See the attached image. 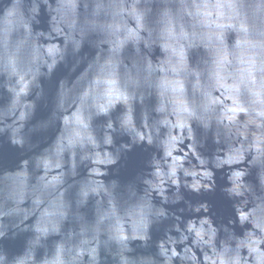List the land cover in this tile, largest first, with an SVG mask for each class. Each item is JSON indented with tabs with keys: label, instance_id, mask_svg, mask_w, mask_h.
I'll use <instances>...</instances> for the list:
<instances>
[{
	"label": "water",
	"instance_id": "95a60500",
	"mask_svg": "<svg viewBox=\"0 0 264 264\" xmlns=\"http://www.w3.org/2000/svg\"><path fill=\"white\" fill-rule=\"evenodd\" d=\"M262 17L264 0H0L8 264H264Z\"/></svg>",
	"mask_w": 264,
	"mask_h": 264
},
{
	"label": "clouds",
	"instance_id": "9594fccd",
	"mask_svg": "<svg viewBox=\"0 0 264 264\" xmlns=\"http://www.w3.org/2000/svg\"><path fill=\"white\" fill-rule=\"evenodd\" d=\"M253 15L255 16L256 13H253ZM262 19H264V17H262ZM258 115L260 116H264V108H262V110L258 113ZM0 251H2V249H0ZM71 252L72 250L69 249V255H70V259L68 261H59L58 264H71L72 260H74L76 257H72L71 256ZM77 256L82 255L81 253H77ZM11 260V256L9 255L7 258L0 254V264H8V262ZM225 264H227V262H225Z\"/></svg>",
	"mask_w": 264,
	"mask_h": 264
}]
</instances>
